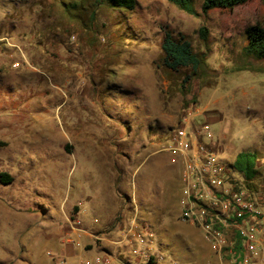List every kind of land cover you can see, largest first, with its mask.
<instances>
[{
	"label": "rangeland",
	"instance_id": "obj_1",
	"mask_svg": "<svg viewBox=\"0 0 264 264\" xmlns=\"http://www.w3.org/2000/svg\"><path fill=\"white\" fill-rule=\"evenodd\" d=\"M202 1L188 15L167 0H135L131 11L0 0V174L11 178L0 181V264H79L95 253L149 264L119 243L133 218L154 235L163 259L153 264H230L180 220L179 168L163 147L183 114L198 112L227 167L257 154L255 178H233L264 214V58L244 53L264 3L203 11ZM165 34L191 44L197 72L162 66ZM79 208L104 237L80 250L64 243Z\"/></svg>",
	"mask_w": 264,
	"mask_h": 264
},
{
	"label": "built area",
	"instance_id": "obj_2",
	"mask_svg": "<svg viewBox=\"0 0 264 264\" xmlns=\"http://www.w3.org/2000/svg\"><path fill=\"white\" fill-rule=\"evenodd\" d=\"M197 113L187 110L163 147L179 168L180 220L197 229L210 249L230 264H264V214L233 178L237 173L232 166L227 167L219 158L208 125L194 121ZM119 232V243L134 245L135 256L163 259L154 254V235L147 225L133 218ZM85 237L93 242L102 240L89 234L81 220L73 216L68 220L64 243L80 250ZM107 257L103 253L84 255L79 264H109ZM57 264L69 263L61 259Z\"/></svg>",
	"mask_w": 264,
	"mask_h": 264
},
{
	"label": "trees",
	"instance_id": "obj_3",
	"mask_svg": "<svg viewBox=\"0 0 264 264\" xmlns=\"http://www.w3.org/2000/svg\"><path fill=\"white\" fill-rule=\"evenodd\" d=\"M96 6L106 5L107 7L119 10L131 11L135 7V0H90ZM250 0H203L202 10L222 9L232 10L241 6ZM264 3V0H261ZM168 3L174 5L180 11L194 15V0H167ZM199 34L202 39L206 38V29L200 28ZM246 46L244 53L256 59L264 58V27L254 24L245 29ZM161 62L162 66L170 72H179L182 69H190L197 72L202 64V59L197 55L191 44L186 40H175L170 34H165L161 44ZM170 133V132H169ZM168 139V138H167ZM257 154L254 152H239L236 154L232 169L242 176L246 183L253 180L257 174L256 169ZM0 181L9 184L11 178L6 174H0ZM240 244L239 240L235 241V245ZM154 257L147 259L149 264H153Z\"/></svg>",
	"mask_w": 264,
	"mask_h": 264
},
{
	"label": "crops",
	"instance_id": "obj_4",
	"mask_svg": "<svg viewBox=\"0 0 264 264\" xmlns=\"http://www.w3.org/2000/svg\"><path fill=\"white\" fill-rule=\"evenodd\" d=\"M114 209H115V208H114ZM114 209H113V210H114ZM115 210H116V209H115ZM104 213H106V214L108 213V212H107V209H105V212H104ZM87 215H88V212H87L86 210L79 208V209L77 210L76 215H74V216H75V217H78V218L81 220L84 229H85L89 234H92V235H94V236H97V237L100 238V239H103L104 237H102L101 234H97V233H94V232L92 231L91 226L89 225L90 222H89L88 219H87ZM106 226H107V225H106ZM102 227H103V226H102ZM85 241H92V239H91L90 237H89V238L85 237Z\"/></svg>",
	"mask_w": 264,
	"mask_h": 264
}]
</instances>
